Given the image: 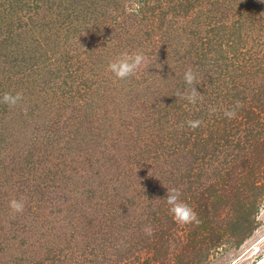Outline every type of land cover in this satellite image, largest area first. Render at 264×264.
<instances>
[{
  "label": "trees",
  "instance_id": "16d2710c",
  "mask_svg": "<svg viewBox=\"0 0 264 264\" xmlns=\"http://www.w3.org/2000/svg\"><path fill=\"white\" fill-rule=\"evenodd\" d=\"M125 51L149 63L121 80ZM189 67L196 104L175 96ZM5 92L23 99L0 103V264H212L257 229L264 0H0Z\"/></svg>",
  "mask_w": 264,
  "mask_h": 264
},
{
  "label": "clouds",
  "instance_id": "9594fccd",
  "mask_svg": "<svg viewBox=\"0 0 264 264\" xmlns=\"http://www.w3.org/2000/svg\"><path fill=\"white\" fill-rule=\"evenodd\" d=\"M149 63L148 57L144 51H136L129 53L127 51L120 53L116 58L109 61L108 71L113 73L118 79H126L134 76L142 68L147 66ZM185 90L182 92L177 90L175 96L183 98L191 104H196L198 97H201V93L197 91L196 85L200 84L197 78L196 72L191 68H187L184 73ZM23 99L22 92H16L14 95L11 92H5L0 97V103L15 106ZM242 107L238 101L234 108L227 109L224 111L225 117L232 119L236 116V108ZM216 109L210 107L209 112L214 113ZM202 121L200 120H188L187 124L190 128L195 129L200 126ZM167 189L165 199L167 204L170 206L169 211L173 215L174 220L180 224H187L198 221V214L196 211L186 202L181 200V189L178 187H172ZM9 207L13 212H23L25 208V200L23 197L20 199H12L9 202ZM145 232L148 235L152 234L151 226L145 227Z\"/></svg>",
  "mask_w": 264,
  "mask_h": 264
},
{
  "label": "rangeland",
  "instance_id": "374dc122",
  "mask_svg": "<svg viewBox=\"0 0 264 264\" xmlns=\"http://www.w3.org/2000/svg\"><path fill=\"white\" fill-rule=\"evenodd\" d=\"M264 259V204L259 214V225L238 248L217 254L212 264H258Z\"/></svg>",
  "mask_w": 264,
  "mask_h": 264
},
{
  "label": "water",
  "instance_id": "95a60500",
  "mask_svg": "<svg viewBox=\"0 0 264 264\" xmlns=\"http://www.w3.org/2000/svg\"><path fill=\"white\" fill-rule=\"evenodd\" d=\"M258 264H264V259L260 263H258Z\"/></svg>",
  "mask_w": 264,
  "mask_h": 264
}]
</instances>
